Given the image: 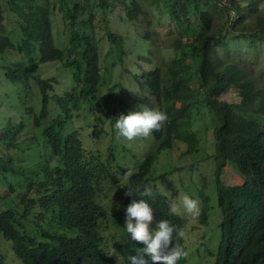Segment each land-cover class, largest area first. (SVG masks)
Segmentation results:
<instances>
[{"label": "trees", "instance_id": "trees-1", "mask_svg": "<svg viewBox=\"0 0 264 264\" xmlns=\"http://www.w3.org/2000/svg\"><path fill=\"white\" fill-rule=\"evenodd\" d=\"M259 2L0 0V51L13 49L28 55L25 62H12L5 74L12 81L34 77L40 108L36 112L27 106L26 112L31 117L29 125L32 130L39 129L46 148L39 159L24 166L0 155V172L18 177L8 188L15 197L13 203L0 209V234L11 242L21 262L127 264L128 256L136 255L145 245L132 241L124 228L118 239L114 238L108 226L109 210L118 211L116 220H125V208L133 199H145L153 208L151 230L160 220H168L183 232L186 219L173 214L166 196L153 187L152 170L160 149L171 148L176 139L192 144V111L197 108L199 113L203 107L210 113L213 128L214 185L221 212L220 240L214 251H208L212 260L206 264H264V89L247 74L241 58L251 52L252 58L245 62L261 63L259 73H264V10ZM144 7L158 11L174 32L166 45L174 51L173 58L154 62L153 69L138 77L139 87L155 98L156 110L166 113L169 121L161 131L152 132L155 147L137 164L132 178L122 176L120 180L112 174L101 150L94 149L88 139L99 140L105 134L108 111L104 112L100 101L115 86H121L119 81L108 86L111 76L106 79L105 55L112 47L122 55L125 41L123 33L111 29V18L137 23L147 12ZM5 12L13 13L19 25L17 44L5 33ZM216 12L221 16L227 13L225 25L216 24ZM54 13L61 15L66 29L63 47L54 42ZM154 32L150 27L143 33L151 44L156 43ZM104 40L110 45L102 56ZM51 61L71 69L74 83L70 90L50 93L57 83L56 75L36 74L41 63ZM105 83L108 90L100 92ZM230 89L236 92L238 102L221 97ZM90 113L94 114L92 124H78L77 120ZM26 123L9 119L0 129V142L17 149L24 138L32 139L33 131H24ZM228 164L239 173L240 183L222 182L221 174ZM115 167L123 175L129 168ZM137 185L150 186L153 197H142L143 189L138 191ZM127 187L136 197L124 195L119 202H106L109 190L124 194ZM205 213H200L203 220ZM30 215L36 217L34 228L27 223ZM173 244L186 251L183 236L175 232ZM144 259L152 264L146 254ZM186 261L187 256L178 264ZM0 264H5L1 253Z\"/></svg>", "mask_w": 264, "mask_h": 264}, {"label": "rangeland", "instance_id": "rangeland-1", "mask_svg": "<svg viewBox=\"0 0 264 264\" xmlns=\"http://www.w3.org/2000/svg\"><path fill=\"white\" fill-rule=\"evenodd\" d=\"M259 5L264 10V0H260ZM117 11L113 13L115 14ZM157 13L158 11L153 7L147 9V12L137 20V23L130 22L126 18L123 20L111 18V29L123 33L125 41L122 55L116 53V47H112V52L105 55V72L108 74L106 79L109 80L111 76L108 86L115 81H119L121 86H115L109 94L102 96L103 100L100 102L105 108L104 112L108 111L105 134L99 140L92 139L93 141H91V138L88 139V143L94 149L101 150L103 159L105 158L112 166V174L120 180L124 175L115 165L135 168L145 154L155 147L152 133L148 137L137 138L133 141H127L123 138L116 139L114 125L121 114L127 115L129 112L140 111L142 107L153 110L157 108L155 98L148 91H143L138 83V77L143 72L153 69L154 62L169 61L174 56V51L166 46L169 44L174 32H170L169 24L165 23V20ZM216 16L218 17L216 24L218 26L225 25L227 13L224 12L221 16V12H216ZM61 19L60 14L54 13L52 18L53 36L55 44L59 47L66 44L64 40L66 29ZM3 24L5 33L9 35L14 44H17L21 38V33L13 13L5 12ZM150 27L154 28L156 36V43L153 44L143 37V33ZM109 45L108 40L102 42V56H104ZM112 45L115 46L113 43ZM250 53L248 51L241 56L243 59L242 64L247 74L256 81L259 87L264 89V73H259L261 63L247 64L248 62H245V60L252 58ZM147 58H151L152 61H148ZM27 59V54L19 53L13 49L0 51V129L9 119L12 121L24 120V122H27L24 131H27L26 133L33 131L34 136L32 139L30 137L24 138L17 149L8 148L0 142V155H5L6 160L11 158L16 165L21 162L23 166L29 165L28 163H31L32 160L39 159L40 155L46 150L39 129L37 131L32 130L33 127L28 123L31 117L26 112L27 106L34 107L36 112L40 108V91L34 77L30 76L27 79L12 81L5 74L7 67L12 62H25ZM36 74L41 77L56 75L58 80L50 93L60 94L65 90H70L74 83L71 69L56 61L41 63ZM103 87L100 92L108 90L106 83L103 84ZM123 88L124 91H122ZM221 97L233 102L239 101L234 89H230ZM52 106L53 103H50V109ZM196 111L197 108L192 111V144H188L184 139H176L171 148L160 149L153 165L152 172L155 178L152 179V184H154L153 187L155 186L156 190L166 196L171 206L173 204L179 205L185 195L200 202V209L206 212V219L203 220L200 217L201 215L196 219H192L183 213V209L179 214L186 219L183 239L187 246L186 253L189 264H206L212 260L208 251H214L220 240L219 220L221 212L217 205L214 185L215 162L213 153L215 152V144L210 113L205 111L203 107L199 108V113ZM93 116L92 113L85 114L83 119L77 120V122L87 127L88 124H92ZM17 179L18 177L13 174L0 172V209L13 203L15 197L9 192L8 188L10 181L15 183ZM221 180L227 185L242 181L239 173H236L229 164L224 167ZM105 185L109 187L108 182ZM114 190L116 192L109 190L111 195L106 198V202L110 199L119 202V199L124 196L116 189ZM112 191L114 194H112ZM109 213L108 226L113 237L118 239V235L125 227V220L123 218H117L116 220V216L119 215L116 209H110ZM27 220V223H31L32 228H34L36 217L30 215ZM122 249L126 252L125 248ZM0 253L4 257L5 264H24L14 254L11 242L4 239L2 234H0Z\"/></svg>", "mask_w": 264, "mask_h": 264}, {"label": "clouds", "instance_id": "clouds-1", "mask_svg": "<svg viewBox=\"0 0 264 264\" xmlns=\"http://www.w3.org/2000/svg\"><path fill=\"white\" fill-rule=\"evenodd\" d=\"M222 6V5H221ZM233 15L235 13L233 12ZM169 121L166 113L142 107L140 111L129 112L127 115L121 114L115 121L116 139L133 141L137 138L148 137L153 131H161ZM135 173V168L129 167L124 173L126 180H130ZM142 197H153V190L148 185H137ZM128 197H136L135 193L127 187L124 193ZM183 213L192 219L200 215V202L197 199L185 195L179 205L173 204L171 212ZM153 208L145 199H133L125 208V230L130 235L132 241L145 245L143 249L134 256H128L127 264H147L144 259L146 254L151 258L152 264H178L187 256L183 247L173 244V234L183 236L184 233L175 229L168 220H160L156 229H150L153 222ZM187 250V246H186ZM184 264H189L187 261Z\"/></svg>", "mask_w": 264, "mask_h": 264}]
</instances>
